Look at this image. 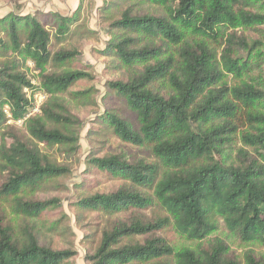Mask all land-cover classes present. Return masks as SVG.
Instances as JSON below:
<instances>
[{"label":"trees","instance_id":"obj_1","mask_svg":"<svg viewBox=\"0 0 264 264\" xmlns=\"http://www.w3.org/2000/svg\"><path fill=\"white\" fill-rule=\"evenodd\" d=\"M129 0H123L128 2ZM111 24L117 33L100 53L131 75L108 82L134 120L105 119L119 141L147 149L152 161L94 156L90 164L117 183L83 196L80 211L106 220L89 264H240L227 244L210 237L220 227L241 243L264 249V54L245 34L264 26L259 0H138ZM75 16L8 14L0 18V264H66L72 249L42 242L51 201L35 198L69 170L43 151L77 146L74 117L60 98L92 80L74 66L80 51ZM85 33V34H84ZM83 34V35H82ZM28 64L38 73L33 83ZM45 95L39 113L23 124L30 142L8 126ZM11 142H8V140ZM42 147V150L39 148ZM17 218L13 226L7 216ZM53 228V227H52ZM48 228V231H52ZM195 244L175 251L166 229ZM264 264V253L244 254Z\"/></svg>","mask_w":264,"mask_h":264},{"label":"rangeland","instance_id":"obj_2","mask_svg":"<svg viewBox=\"0 0 264 264\" xmlns=\"http://www.w3.org/2000/svg\"><path fill=\"white\" fill-rule=\"evenodd\" d=\"M264 4V0H259ZM130 4L137 13H151L154 8L141 4L138 0H0V18L8 14L46 16L59 14L61 16H75L74 33L91 32L90 37L76 36L68 41L66 47L78 49L80 54L73 63L74 66H85L92 75V80L82 82L75 89L83 92L79 98H60L63 107L74 119L69 130L77 133L78 142L75 150L69 147L53 148L46 154L53 162L69 170L68 174L59 179L48 182L47 187L35 198L51 201L56 206L49 207L44 212L41 223L38 224L42 242L51 243L56 249H72L75 256L66 264H89L87 253H92L98 246L101 230L106 226V220L97 218L94 213L80 211L76 203L80 198L97 192H109L117 187V183L110 181L104 172H99L90 161L94 156L124 157L127 161L135 162L140 159L152 161L150 152L124 144L112 133L113 129L107 123L105 116L114 113L128 121L134 120L124 102L113 95L107 88L108 82L127 79L129 73L111 59L103 56L108 42L117 35L111 24L118 20ZM85 34V33H84ZM250 40L262 43L259 53L264 54V26L257 31L245 32ZM83 35V34H82ZM29 76L33 83L38 82V73L28 64ZM264 78V65L262 67ZM264 82V80H263ZM24 142H30L24 126L8 123ZM8 142H11L9 139ZM42 150V147H39ZM8 219L13 226L19 220L6 211ZM53 227V228H52ZM52 228V231H48ZM170 246L175 251L193 249L195 244L178 237L172 228L163 233ZM223 240L229 251L244 264V254L248 251L255 255L264 253L263 247L258 243H241L235 236L223 227L212 234Z\"/></svg>","mask_w":264,"mask_h":264},{"label":"built area","instance_id":"obj_3","mask_svg":"<svg viewBox=\"0 0 264 264\" xmlns=\"http://www.w3.org/2000/svg\"><path fill=\"white\" fill-rule=\"evenodd\" d=\"M32 104L33 107L32 109L24 116L23 119L21 120H17L14 121L11 119L10 114H8V112H5L7 119H8V123H12L14 125H18V126H23V124L27 121V119H29L30 117H33L34 115L39 113V109L41 107V105L44 103L45 101V95L41 92L35 94L32 98Z\"/></svg>","mask_w":264,"mask_h":264}]
</instances>
